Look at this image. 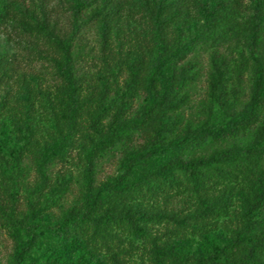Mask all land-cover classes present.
<instances>
[{
    "label": "trees",
    "instance_id": "obj_1",
    "mask_svg": "<svg viewBox=\"0 0 264 264\" xmlns=\"http://www.w3.org/2000/svg\"><path fill=\"white\" fill-rule=\"evenodd\" d=\"M28 1L0 0V31L53 82L19 92L0 50L11 264H264V0ZM202 53L206 96L187 115ZM74 169L83 190L63 208Z\"/></svg>",
    "mask_w": 264,
    "mask_h": 264
},
{
    "label": "rangeland",
    "instance_id": "obj_2",
    "mask_svg": "<svg viewBox=\"0 0 264 264\" xmlns=\"http://www.w3.org/2000/svg\"><path fill=\"white\" fill-rule=\"evenodd\" d=\"M33 1V0H32ZM27 6L34 7L30 1L27 0ZM61 20H64V14L57 13L56 14ZM84 39L87 43L86 50L90 52L91 55L98 56L99 44L97 40V31L95 28H88L85 32ZM5 48L10 53L14 54L15 63L18 65L20 71V81L23 84V89L19 92H23L27 95V93L36 86L37 82H42L44 84H50L53 82L51 77L50 66L48 65V61L38 55L36 53H32L26 46L25 43H20L18 41H14L13 39L8 38L7 33L0 31V50ZM207 54L202 53V66L203 72L200 76L198 82L193 85L192 94L193 100L190 106H188L186 113L187 115H191L194 112L197 104L205 98L206 96V71H207ZM120 156V151L115 150L108 155H106L99 164V170L97 174V178L99 180L105 179L109 176L116 174L117 172V161ZM25 166L29 170V174L27 175L28 180H33L35 177L34 171L31 167V163L29 161L25 162ZM60 168V164L51 165L50 174H53ZM82 173L79 169H74V181L71 185V188L67 195L64 197L62 201V207L67 208L71 206L74 202H76L82 192ZM60 210V209H58ZM50 248V247H49ZM14 242L8 236L6 230L0 227V264H11L12 258L14 254ZM46 247L42 249L45 251ZM41 251V252H42Z\"/></svg>",
    "mask_w": 264,
    "mask_h": 264
}]
</instances>
